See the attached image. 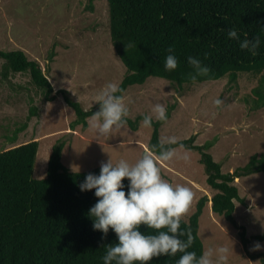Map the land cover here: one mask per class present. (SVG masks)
Segmentation results:
<instances>
[{"label":"rangeland","instance_id":"374dc122","mask_svg":"<svg viewBox=\"0 0 264 264\" xmlns=\"http://www.w3.org/2000/svg\"><path fill=\"white\" fill-rule=\"evenodd\" d=\"M53 48L55 58L50 60ZM20 50L30 60L38 61L45 72L49 70L55 93L68 90L86 111L98 106L94 97L106 84L120 86L127 74L111 42L107 0H0V51ZM3 64L0 61V152L39 141L35 179L47 178L52 148L57 142L65 143L63 163L74 173L98 168L108 159L114 164L120 159L135 163L149 148L153 128H143L140 122L138 131L127 126L101 137L90 127H75V111L63 96L46 103L44 91L32 83L29 73L13 74L4 80ZM259 84L260 76L251 73L240 74L234 83L227 77L182 87L151 77L144 85H134L126 91L128 119L151 115L157 103L165 105L167 111L174 107L160 130L161 141L169 136H176L178 142L186 141L195 135L197 146L213 141L207 152L221 164L224 173H234L245 167L252 156L264 154V106L255 109L253 104L258 99L253 91ZM216 99L224 100V105L217 107ZM25 124L28 127L21 131ZM189 155L188 163L174 160L160 164L164 179L173 185L188 186L195 194L183 220H189L199 200L208 197L200 218L205 250L220 245L232 247L233 242L230 264H260L257 256L264 250L250 249L257 242L264 245V241L255 239L264 235V173L235 181L246 200V206L237 203L235 213L238 225L247 229L246 248L240 240L241 230L212 210L215 191L207 184L201 154L190 150ZM73 166H79V171Z\"/></svg>","mask_w":264,"mask_h":264},{"label":"trees","instance_id":"16d2710c","mask_svg":"<svg viewBox=\"0 0 264 264\" xmlns=\"http://www.w3.org/2000/svg\"><path fill=\"white\" fill-rule=\"evenodd\" d=\"M94 1V0H92ZM109 4L110 35L112 45L125 65L127 74L120 86L124 95L129 87L144 85L151 77L165 79L182 87L230 78L237 81L240 74L260 76V84L253 93L255 109L264 106V0H107ZM236 28L241 39L260 36L262 43L253 56L242 51L237 42L227 38L228 30ZM129 43L137 47H128ZM179 60L177 70L166 72L164 61L168 49ZM200 59L210 69L207 76L198 77L193 83L192 67L187 57ZM55 58V48L50 53ZM3 61L1 76L7 80L13 74L29 73L30 79L44 91L43 99L52 103L63 96L65 103L75 111V127H89L87 117L99 110V105L84 110L71 98L68 90L55 89L38 61L30 60L24 51H0ZM167 111L168 119L172 110ZM36 112L32 111L34 115ZM144 116L128 119L127 126L138 131ZM166 122L153 120L149 147L161 142L160 130ZM28 127L25 124L22 130ZM72 127V131H76ZM197 135L180 141L187 149L201 154L200 163L205 167L207 184L215 191L212 210L224 217L236 229L240 240L248 248L247 229L240 227L235 213L237 203L246 206L236 185L237 179L264 173V154L252 156L250 162L234 173H224L221 164L207 152L214 142L195 145ZM40 149L39 141H32L0 152V264H103L102 257L107 246L117 243L110 229L105 237L93 230L89 209L97 198L94 190L81 192L79 185L88 174H99L100 167L88 172H71L63 163L64 142H57L48 163L46 179L34 178V170ZM125 185L128 181H123ZM127 192V188H125ZM203 197L197 211L185 221L181 230H191L194 243L190 251L200 255L204 243L200 238V218L208 204ZM141 231L151 229L141 226ZM186 239V237H182ZM263 242L264 235L256 236ZM160 257L151 264H176L179 256ZM264 264V254L258 255ZM253 257V259L257 258Z\"/></svg>","mask_w":264,"mask_h":264},{"label":"clouds","instance_id":"9594fccd","mask_svg":"<svg viewBox=\"0 0 264 264\" xmlns=\"http://www.w3.org/2000/svg\"><path fill=\"white\" fill-rule=\"evenodd\" d=\"M261 31L264 32V27ZM227 38L237 42L242 51L253 56L258 54L262 43L260 36L241 39L236 28L228 30ZM128 47L137 45L129 43ZM168 52L164 70L173 72L180 62L173 49L169 48ZM187 63L193 69L191 80L194 84L198 77L207 76L210 72L196 57H187ZM94 101L99 105V110L87 120L90 129L98 136L108 137L127 127L130 113L125 103L124 89L116 83H108L94 97ZM224 103L222 99L214 101L217 107ZM151 112V115L142 119L143 128L152 127L153 117L157 121L167 122L165 105L157 103ZM189 153L190 149L178 144L176 136H169L150 146L135 163L120 159L114 164L108 159L101 163L98 175L90 173L85 177L79 185L80 191L94 190L97 198L88 212L93 221V230L106 237L111 229L118 241L107 246L101 245L105 249L103 264H151L154 258L175 257L177 253L181 255L176 264H230V257L234 254L232 241V247H209L197 255L195 251L189 250L194 243L191 230H181L182 219L189 213L195 194L188 186L173 185L164 179L160 164L174 160L188 163ZM73 168L79 171V166ZM125 180L128 181L127 185L123 183ZM141 226L152 232H142ZM250 250H264V245L257 242Z\"/></svg>","mask_w":264,"mask_h":264}]
</instances>
